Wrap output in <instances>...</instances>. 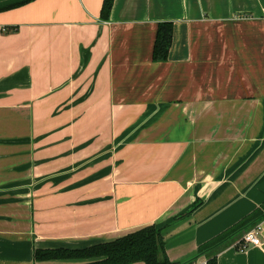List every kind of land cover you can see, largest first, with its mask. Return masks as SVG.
Listing matches in <instances>:
<instances>
[{"label": "crops", "instance_id": "obj_1", "mask_svg": "<svg viewBox=\"0 0 264 264\" xmlns=\"http://www.w3.org/2000/svg\"><path fill=\"white\" fill-rule=\"evenodd\" d=\"M19 1L0 0V264H84L34 251L146 225L172 262L209 264L198 248L264 201V0L1 9ZM239 238L211 264H264V223L260 246Z\"/></svg>", "mask_w": 264, "mask_h": 264}, {"label": "trees", "instance_id": "obj_2", "mask_svg": "<svg viewBox=\"0 0 264 264\" xmlns=\"http://www.w3.org/2000/svg\"><path fill=\"white\" fill-rule=\"evenodd\" d=\"M23 0L9 4L1 9L16 7L28 2ZM113 0H103L100 18L107 20L111 11ZM173 25L171 22L158 24L155 42L152 50L153 61H165L171 45ZM264 219V201L259 208L243 217L237 223L213 237L210 241L198 248L197 254L212 255L211 263H215L216 253L227 247L245 231ZM36 260H72L91 259L84 264H130L142 261L145 264H178L172 262L165 251V243L161 230L154 225H146L113 241L99 243L81 249H36ZM208 264V263H207Z\"/></svg>", "mask_w": 264, "mask_h": 264}, {"label": "built area", "instance_id": "obj_3", "mask_svg": "<svg viewBox=\"0 0 264 264\" xmlns=\"http://www.w3.org/2000/svg\"><path fill=\"white\" fill-rule=\"evenodd\" d=\"M264 223V219L256 223L253 227L245 231L240 238L236 241V245L239 250H245L249 246H260L261 245V231L262 224ZM200 264H207L206 261H203Z\"/></svg>", "mask_w": 264, "mask_h": 264}]
</instances>
